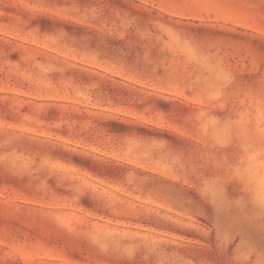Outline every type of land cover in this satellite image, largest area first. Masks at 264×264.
<instances>
[{
  "label": "rangeland",
  "instance_id": "rangeland-1",
  "mask_svg": "<svg viewBox=\"0 0 264 264\" xmlns=\"http://www.w3.org/2000/svg\"><path fill=\"white\" fill-rule=\"evenodd\" d=\"M0 264H264V0H0Z\"/></svg>",
  "mask_w": 264,
  "mask_h": 264
}]
</instances>
